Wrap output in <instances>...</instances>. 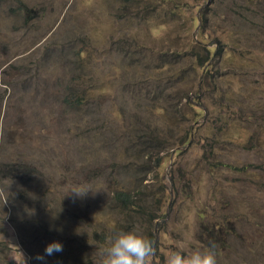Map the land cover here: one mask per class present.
I'll return each mask as SVG.
<instances>
[{"label": "rangeland", "instance_id": "rangeland-1", "mask_svg": "<svg viewBox=\"0 0 264 264\" xmlns=\"http://www.w3.org/2000/svg\"><path fill=\"white\" fill-rule=\"evenodd\" d=\"M134 225L148 264H264V0H0V264H95Z\"/></svg>", "mask_w": 264, "mask_h": 264}, {"label": "clouds", "instance_id": "clouds-1", "mask_svg": "<svg viewBox=\"0 0 264 264\" xmlns=\"http://www.w3.org/2000/svg\"><path fill=\"white\" fill-rule=\"evenodd\" d=\"M89 190L75 186L69 191L82 196ZM61 247L58 241H52L45 246L44 255L37 254L35 259L43 261L45 256L61 251ZM154 253L153 241L134 225L127 230L115 231L107 245L98 249L95 264H148V258ZM216 257L215 245L210 244L204 248L193 247L189 251L171 250L166 264H216Z\"/></svg>", "mask_w": 264, "mask_h": 264}, {"label": "trees", "instance_id": "trees-1", "mask_svg": "<svg viewBox=\"0 0 264 264\" xmlns=\"http://www.w3.org/2000/svg\"><path fill=\"white\" fill-rule=\"evenodd\" d=\"M204 14H203V12L202 11H200L199 13H197L196 15H194V17H193V21L196 23V25L198 24V23H200V21L203 23V25H204V23H205V19H204ZM205 46V45H204ZM206 48V55H201L202 56V58L201 57H199L200 55L198 54V55H196L197 57H198V60H196L195 62H197V65H200L202 68H204V70H206V74H207V69L208 68H206V66H204V62H206L207 61V59L208 60H210L211 58H212V56H213V53L211 52V50H210V47H205ZM78 51V50H77ZM80 51V50H79ZM177 77H173L172 79H171V77H170V80L169 81H167L168 82V84L169 83H172V84H175V82L177 81V79H176ZM157 82H159V80L157 81ZM156 81H154V83H157ZM163 86V82H160V83H157V87L158 88H160V87H162ZM77 90V89H76ZM70 98H65L64 99V101H65V103H67L69 106H71L72 105V101H73V91H71V93H70V96H69ZM114 200L115 201H120V203L122 204V206H128V205H131V206H134L135 204L133 203V202H135V200H134V198H132L130 195H129V193H127V192H124V191H116V193H115V195H114ZM150 215V214H149ZM150 220L152 219L153 220V218L154 217H151V215H150ZM151 234V233H150ZM152 241H153V239H152V234L150 235V237H149ZM153 245H154V242H153ZM154 246H156V245H154Z\"/></svg>", "mask_w": 264, "mask_h": 264}]
</instances>
